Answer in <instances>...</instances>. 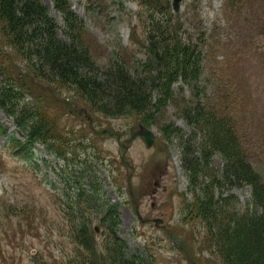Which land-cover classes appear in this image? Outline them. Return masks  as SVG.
Returning <instances> with one entry per match:
<instances>
[{
  "label": "rangeland",
  "instance_id": "1",
  "mask_svg": "<svg viewBox=\"0 0 264 264\" xmlns=\"http://www.w3.org/2000/svg\"><path fill=\"white\" fill-rule=\"evenodd\" d=\"M44 1L61 24L60 12L51 0ZM70 1L86 22L99 64L123 59L132 70L140 65L153 0ZM156 1L160 7L166 0ZM172 10L203 50L208 100L236 118L249 158L264 174V0H184L178 12ZM202 31L205 37L200 36ZM172 88L178 98L184 93L189 96L180 80ZM54 89L46 112L57 120L64 136L75 140L74 145L82 140L87 147L79 146L75 154L71 150L69 157L77 158L66 165V160L49 155L38 144L37 168L15 157L0 135V264H62L74 254L76 243L67 235L71 225L64 212V196H56L60 193L49 183L55 178L50 163L58 160L60 168L67 166L68 171L91 161L98 179L112 182L108 194L120 203L119 234L131 250H141L155 264H224L211 245L205 222L188 213L192 192L181 139L174 133L166 137L161 130L170 122L189 130L175 105L113 118L91 110L71 88ZM39 100L31 95L25 99ZM140 124L155 131L152 146L139 137L126 142ZM0 125L9 132L17 129L1 108ZM213 164L219 168L220 158L214 157ZM230 193L245 203L251 198V187H235Z\"/></svg>",
  "mask_w": 264,
  "mask_h": 264
},
{
  "label": "trees",
  "instance_id": "2",
  "mask_svg": "<svg viewBox=\"0 0 264 264\" xmlns=\"http://www.w3.org/2000/svg\"><path fill=\"white\" fill-rule=\"evenodd\" d=\"M51 2L60 12L61 24L44 0H0V108L17 127L9 132L0 125V135L12 154L40 168L38 144L49 155L66 160V165L77 158L79 146L87 147L82 140L74 145L75 140L64 136L57 120L46 112L54 87L75 90L91 110L113 118L147 114L173 103L189 130L173 122L161 130L166 137L174 133L181 139L192 192L188 213L205 222L211 245L224 264H264V174L249 158L236 118L208 100L203 50L171 14V0L160 7L156 0L150 3L146 54L135 70L123 59L99 64L86 22L71 1ZM205 35L202 31L200 36ZM179 80L189 96L175 95L172 87ZM27 95L41 100L26 102ZM214 157L221 160L219 168ZM60 166L59 160L50 163L55 178L49 183L60 193L56 196H64L71 225L67 235L76 243L74 254L62 264H155L141 250H131L120 236V203L108 194L112 182L98 179L94 163L85 160L70 171ZM245 185L251 187V198L242 203L230 189Z\"/></svg>",
  "mask_w": 264,
  "mask_h": 264
},
{
  "label": "water",
  "instance_id": "3",
  "mask_svg": "<svg viewBox=\"0 0 264 264\" xmlns=\"http://www.w3.org/2000/svg\"><path fill=\"white\" fill-rule=\"evenodd\" d=\"M182 1L183 0H172V6L175 12L180 10ZM137 137H140L147 146H152L156 139V133L153 128H150L144 124H140L138 129L131 130V136L127 138L126 141L130 142ZM128 180L129 186H131L130 178H128Z\"/></svg>",
  "mask_w": 264,
  "mask_h": 264
}]
</instances>
